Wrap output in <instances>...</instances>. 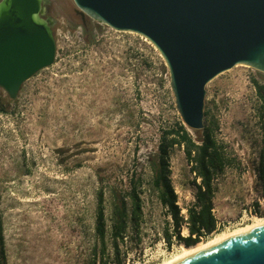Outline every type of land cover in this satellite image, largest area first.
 Wrapping results in <instances>:
<instances>
[{
  "label": "rangeland",
  "instance_id": "374dc122",
  "mask_svg": "<svg viewBox=\"0 0 264 264\" xmlns=\"http://www.w3.org/2000/svg\"><path fill=\"white\" fill-rule=\"evenodd\" d=\"M77 10L73 0H50L55 64L24 83L15 100L0 88L9 111L0 112V226L8 264H87L100 178L105 186L127 188L133 170L149 175L148 159L163 134L183 124L156 48ZM253 80L264 83V73L238 66L207 87V119L218 120V137L240 161L214 199L224 231L252 222L255 210L264 213L256 171L264 127ZM169 162L179 204L187 207L197 192L190 165L177 147ZM142 198V241L122 247L126 264H160L181 245L173 239L168 246L164 229L171 218L147 184Z\"/></svg>",
  "mask_w": 264,
  "mask_h": 264
},
{
  "label": "water",
  "instance_id": "95a60500",
  "mask_svg": "<svg viewBox=\"0 0 264 264\" xmlns=\"http://www.w3.org/2000/svg\"><path fill=\"white\" fill-rule=\"evenodd\" d=\"M116 32L149 41L163 58L175 108L191 132L205 128L208 85L245 66L264 73V0H73ZM50 0H0V88L11 100L55 64ZM175 264H264V227L195 251Z\"/></svg>",
  "mask_w": 264,
  "mask_h": 264
},
{
  "label": "trees",
  "instance_id": "16d2710c",
  "mask_svg": "<svg viewBox=\"0 0 264 264\" xmlns=\"http://www.w3.org/2000/svg\"><path fill=\"white\" fill-rule=\"evenodd\" d=\"M253 82L260 103L258 118L264 127V83L257 80ZM5 104V99L0 98L2 113L9 112ZM208 116L209 112H205V128L201 132H194L197 137H194L182 123H177L175 128L166 131L158 147V153L148 159L150 174L145 175L142 170H133L127 188L110 184L105 186L103 179L100 178V186L96 192L95 243L87 264L127 263L128 252H124L122 247L127 246L129 239L136 244L142 241L141 228L144 222L142 194L146 184L171 218L172 223L167 221L164 229L168 246L176 239L178 244L192 247L224 231L214 212V199L219 190V182L230 169L239 168L240 161L229 146L218 137L220 130L218 120L215 117L208 120ZM176 147L185 154L197 190L195 201L184 208L179 204V197L171 178L169 157ZM256 171L264 185V145L261 149L260 165ZM256 207H259L258 203ZM254 214L264 217V213L259 210H255ZM184 229L188 232L187 235H183ZM0 264H8L2 226Z\"/></svg>",
  "mask_w": 264,
  "mask_h": 264
},
{
  "label": "bare ground",
  "instance_id": "6f19581e",
  "mask_svg": "<svg viewBox=\"0 0 264 264\" xmlns=\"http://www.w3.org/2000/svg\"><path fill=\"white\" fill-rule=\"evenodd\" d=\"M264 227V217H258L255 216L253 221L247 224L246 226L240 227L238 229L232 230V231H223L220 234L215 235L211 239H209L207 242H201L195 246L192 247H186L184 245H181V252L177 254L176 256L172 257L171 259H168L160 264H175L176 262L186 258L187 256L191 255L195 251L203 250L210 248L212 246H215L216 244L236 236H239L241 234L256 230L258 228Z\"/></svg>",
  "mask_w": 264,
  "mask_h": 264
},
{
  "label": "flooded vegetation",
  "instance_id": "af4514ba",
  "mask_svg": "<svg viewBox=\"0 0 264 264\" xmlns=\"http://www.w3.org/2000/svg\"><path fill=\"white\" fill-rule=\"evenodd\" d=\"M44 17L47 18L48 16L46 14H44Z\"/></svg>",
  "mask_w": 264,
  "mask_h": 264
}]
</instances>
